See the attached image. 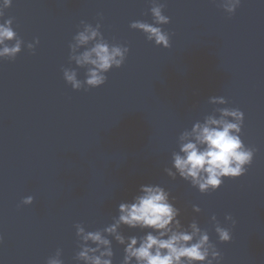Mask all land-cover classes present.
Returning a JSON list of instances; mask_svg holds the SVG:
<instances>
[{"label":"water","instance_id":"obj_1","mask_svg":"<svg viewBox=\"0 0 264 264\" xmlns=\"http://www.w3.org/2000/svg\"><path fill=\"white\" fill-rule=\"evenodd\" d=\"M159 2L170 18L161 26L167 49L129 27L152 23L151 0H13L5 10L25 42L40 43L35 54L24 47L14 61L0 60V264H46L57 248L64 264H83L74 259V225L104 228L146 184L175 197L185 226L195 218L208 230L221 264H264V0H241L231 17L220 0ZM98 13L104 37L129 53L104 85L73 90L61 68L81 80L85 69L69 65L68 44L79 22L95 26ZM211 96L228 103L212 105ZM217 107L244 113L241 139L257 151L244 175L200 193L164 169L179 134ZM29 195L33 204L22 205ZM213 214L231 228L230 242L218 241ZM112 246L121 264L123 246Z\"/></svg>","mask_w":264,"mask_h":264},{"label":"clouds","instance_id":"obj_2","mask_svg":"<svg viewBox=\"0 0 264 264\" xmlns=\"http://www.w3.org/2000/svg\"><path fill=\"white\" fill-rule=\"evenodd\" d=\"M12 2L0 0V60L14 61L24 47L35 54L40 43L38 37L25 42L13 29L14 18L4 19L5 10ZM240 3L241 0H220L218 6L231 17ZM164 8L165 4L159 0H151L152 23L136 20L129 27L141 31L148 41L167 49L171 47L170 34L161 26L169 24L170 18L163 14ZM102 20L101 13H98L95 26L81 20L68 44L69 65L74 62L78 68L85 69V78L81 80L76 69L61 68L63 79L73 90L88 91L104 85L106 74L113 68H121L127 59L129 47L110 43L101 31ZM208 102L212 105L228 103L224 97L217 96L209 97ZM243 123L244 113L239 108H215L204 116L202 122L196 121L190 130L185 129L179 134L178 151L172 152L171 167H166L164 172L173 180L178 176L200 193L215 192L225 178L241 177L251 166L257 151L242 141ZM33 202L34 197L29 195L21 204L31 205ZM192 210L201 212L197 205H193ZM117 213L111 224L95 231H86L80 223L74 225L79 247L75 260L83 264H113V240L123 246L121 264H221L223 260L222 253L211 242L208 230L202 229L195 218L185 226L175 197L159 184L141 185L131 201L118 204ZM224 219L235 226L236 221L230 214ZM211 223L219 242L231 241V228L222 226L215 214L211 216ZM122 227L139 230L143 235L126 236ZM3 241V235H0V244ZM61 257L62 249L57 248L46 264H64Z\"/></svg>","mask_w":264,"mask_h":264}]
</instances>
